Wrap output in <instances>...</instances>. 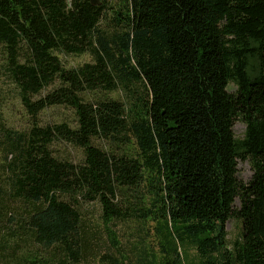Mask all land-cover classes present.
Here are the masks:
<instances>
[{
  "label": "trees",
  "instance_id": "obj_1",
  "mask_svg": "<svg viewBox=\"0 0 264 264\" xmlns=\"http://www.w3.org/2000/svg\"><path fill=\"white\" fill-rule=\"evenodd\" d=\"M99 1L0 0V59L29 117L0 141V264L88 258V203L104 224L153 221L160 264H182L184 243L200 264H264V0ZM58 53L92 61L65 68ZM130 85L143 93L109 96ZM52 107L73 125L41 124Z\"/></svg>",
  "mask_w": 264,
  "mask_h": 264
},
{
  "label": "rangeland",
  "instance_id": "obj_2",
  "mask_svg": "<svg viewBox=\"0 0 264 264\" xmlns=\"http://www.w3.org/2000/svg\"><path fill=\"white\" fill-rule=\"evenodd\" d=\"M58 57L65 68L78 67L86 62H91L92 57L89 53L84 54H65L58 53ZM227 90L231 93L236 91V85L229 83ZM131 93L134 96L142 94L141 87L130 85L128 88L119 86L110 97L118 99L124 103L130 101ZM74 116L65 107H52L44 110L39 115L41 124H52L66 121L73 125ZM29 125V117L22 106L15 85L7 78L2 60L0 59V141L3 139L5 129L22 131ZM245 124L236 121L233 126L234 135L242 138ZM53 153L62 159L78 162L82 158V152L77 147L68 143L55 142ZM3 152L0 151V163ZM238 177L246 182L250 179L252 171L246 161H238ZM135 194V193H134ZM134 199L133 197H131ZM235 207H239V200L236 199ZM82 214L89 227L98 232L100 243L90 252L88 258L79 264H160L161 256L157 246V236L155 223L151 220H143L136 215L126 219H114L108 224L101 222L98 217V210L95 204H83ZM240 219L232 216L226 222L227 240L232 243L238 238L240 233ZM111 232L112 240L107 234ZM180 253L183 256L182 264H200L199 257L193 245L184 243L181 245Z\"/></svg>",
  "mask_w": 264,
  "mask_h": 264
},
{
  "label": "water",
  "instance_id": "obj_3",
  "mask_svg": "<svg viewBox=\"0 0 264 264\" xmlns=\"http://www.w3.org/2000/svg\"><path fill=\"white\" fill-rule=\"evenodd\" d=\"M90 2H91V4H93V5H97V4L100 3L99 0H90Z\"/></svg>",
  "mask_w": 264,
  "mask_h": 264
}]
</instances>
